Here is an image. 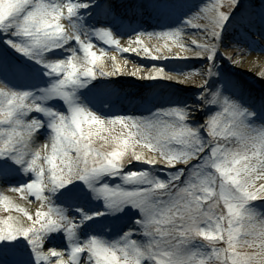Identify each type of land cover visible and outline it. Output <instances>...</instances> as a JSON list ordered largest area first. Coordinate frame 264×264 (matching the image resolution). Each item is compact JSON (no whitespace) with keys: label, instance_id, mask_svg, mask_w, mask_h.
<instances>
[{"label":"snow or ice","instance_id":"obj_1","mask_svg":"<svg viewBox=\"0 0 264 264\" xmlns=\"http://www.w3.org/2000/svg\"><path fill=\"white\" fill-rule=\"evenodd\" d=\"M87 6L73 0H0V31L18 38L6 42L59 77L42 89V95L37 98L29 91L13 90L0 81V125H8L0 127V158H5L0 160V170L6 167L9 158L26 165L24 171L33 172L35 178L12 190L25 197L30 195L39 203L33 214L0 195V205L5 210L11 212L15 208L27 218L24 224L12 215L0 217V241L25 237L36 260L47 264H52L53 258L55 264H144L145 261L147 264H260L264 254V227L260 217L264 213L258 214L249 203L264 199V124H256L250 119L256 116L254 111L219 89L207 96L201 94L202 105L218 106L220 110L203 125L195 126L188 122L193 112L190 106L162 109L152 119L101 118L74 103L75 88L82 86L84 79L114 76L122 71L119 63L112 71H105L102 63L98 65L105 53L103 48L99 53L93 51L87 30L78 32L75 23H69L67 28L61 23L63 17L69 20L79 8ZM238 6L243 8L240 0H230L227 12L220 10L219 2L204 6L201 11L210 13L209 24L201 30L210 43L195 45L200 49L196 57L214 60L226 22ZM193 15L197 17L199 13ZM186 23L191 25L192 20ZM180 31L173 29L159 35L171 39L178 37ZM94 34L121 52L135 53L141 49L131 45L143 44L140 35H136L130 46L123 48L105 27L95 29ZM73 40L79 52L70 48V55L55 61H45L41 55ZM142 51L151 59H160L152 56L147 47ZM187 57L176 53L164 59ZM3 71L0 65V73ZM10 71L18 76L26 74L20 66ZM161 73L162 68L156 69L155 75L150 73L147 78H164ZM261 76L264 78V73ZM50 98H62L70 115L37 102ZM33 112L49 118L50 152L48 144L39 149L30 147L33 133L37 134L44 125L43 120L30 116ZM116 126L120 131L113 134ZM95 137L113 145L111 150L94 147ZM140 145L156 153V157L145 159L136 150ZM41 160L48 167L38 163ZM133 161L162 165L170 170L168 178L150 177L146 170L125 171V166ZM105 175L120 176L123 183L133 187L93 183ZM77 180L84 181L110 209L120 210L125 205L139 209L141 217L137 223L145 239H134L130 230L112 242L92 236L83 243H73L67 253L55 248L45 252L46 233L63 229L71 240L78 227L63 209L51 206L46 192H55ZM88 219L91 216L85 213L80 222ZM245 247L254 251L240 250ZM65 255L68 259L63 258Z\"/></svg>","mask_w":264,"mask_h":264},{"label":"rangeland","instance_id":"obj_2","mask_svg":"<svg viewBox=\"0 0 264 264\" xmlns=\"http://www.w3.org/2000/svg\"><path fill=\"white\" fill-rule=\"evenodd\" d=\"M185 0H145V3L147 6H155L156 10H159L161 12H167L172 13L177 12V8L184 9V12L182 14V21L185 23L188 19L192 20L191 25L188 26H196L199 22H203L205 24H209V20L207 19V16L210 15V13H206L201 11L205 5H211L213 3L219 2L221 5L222 11H229V3L230 0H190L187 2H184ZM198 1V2H196ZM242 0H240V3ZM250 0H246L244 4L249 5V7H252V2H249ZM67 2V0H65ZM83 3V2H78ZM188 8V10H186ZM259 12H264V4L259 7ZM79 8L77 10V13L74 17L69 18V20L65 17L61 19V23L65 26L69 22L75 23L78 27H86L87 29L90 28V31L92 32L91 40L93 41V48H103L105 50L108 49V51H116L117 48L113 45H107L100 41L99 37H96L94 34V27L92 22L86 23L85 19H80V15H78ZM193 10L195 12L199 13V16L194 17V15H189L187 11ZM254 13V10H253ZM252 11H246L243 10L241 14L234 13L229 17V20L226 22L224 31L221 36V48L217 51L216 55L222 57H227L228 63L224 64L225 70L222 71L220 69H212V75L211 77L215 78V84L208 79L206 75V69L201 70V74H199V79L197 82H189V84L195 85L194 88L200 89L199 93L196 97L197 100L201 101L203 103V100L201 98V94L203 93L204 96L209 95L212 91H216L214 86L216 88H220V91L224 94V89H227V86L234 84L235 75L232 74L234 70V65L236 59L240 56L239 54L232 55V50H236L238 52H241L243 49L239 48L238 45L241 44H250V43H259L264 45V39L262 37H259L257 35V27H259L258 22L254 23L251 19ZM104 23H99L98 27H105L108 28V26H104ZM187 25V23L185 24ZM111 31H113L111 28H108ZM251 29V30H248ZM78 32H81L80 30ZM199 34L196 36H192L193 40H196L198 42L206 43L205 38L203 36L204 32L200 31ZM184 37H188V35L184 34ZM18 39L16 37H11L10 34H5L2 31H0V65H3L4 71L0 73V81L5 83L8 87H11L13 90L17 91H29L32 93L33 98H37L42 95L41 90L44 88H47L51 85V83L59 78L56 74L50 73L48 69L45 67L43 63H38L35 59L29 56H25L24 54H21L16 49L12 48L6 41L9 39ZM189 38V37H188ZM210 43V41H207ZM225 42V44H224ZM233 42L235 45H233L232 48L228 46L229 43ZM76 46V47H74ZM62 49V47H60ZM60 48L53 49L47 52L42 53L45 61H55V60H49L46 59L45 55L52 51H59ZM72 48H75L79 52V46L74 40L72 44ZM247 49V48H245ZM66 55L68 56L70 51L66 50ZM82 56V53H80ZM230 57V58H229ZM15 66H20L26 70V74L22 76H18L10 71L11 68ZM207 65H205L206 67ZM228 67V68H227ZM224 72V73H223ZM98 82L99 78H91V79H84L82 86H76L75 88V96L76 98H79L82 94V92L85 91H92L95 93H100L101 96H103L107 102L108 105H114V102L110 99V96L112 95V91L110 89L105 88H99L95 89L93 88V85L91 82ZM206 82L205 85L204 82ZM214 85V86H213ZM227 85V86H226ZM222 89V90H221ZM232 91V86L231 90ZM229 97H231L234 100L239 101L242 103L241 99L234 98L231 94H224ZM74 103H77L76 99H73ZM37 102L42 103L46 107L53 108L56 111H59L61 113H65L67 115H70L68 113V105L64 102L62 98H50L47 100ZM249 109H252V107L243 105ZM206 108H208V111L206 116L203 118L205 121L207 118H209L210 115L214 114L215 111H219L220 109H213V105H205ZM126 108H122L119 114L116 112L114 113V116H133V111L129 112V114L125 113ZM30 116H34L32 118L41 119L44 121L43 127L38 131L37 134H42L45 138V144L49 145V152H50V133L51 130L48 127V117H45L43 113L39 112H33L30 114ZM107 116H104L106 118ZM109 117V118H113ZM133 117H139L141 116H133ZM254 120V122L258 124H264L262 120H260L257 117L251 118ZM203 121V123H204ZM201 124V123H199ZM203 125V124H201ZM0 127H8V125H0ZM120 131L119 126H116V132L113 134H118ZM204 132H207V129H204ZM37 134L33 133V140L30 145L31 148L34 149V143L36 140ZM102 135H108V133H102ZM94 147L100 148L101 150H107L110 151L113 145L105 143L103 140L99 139V137L94 138ZM145 148H143L142 145L137 146L136 150L138 152H143ZM74 155V153H73ZM151 157L155 158L156 154L154 152L151 153ZM5 158H0V160H4ZM162 162V161H159ZM38 163H42L45 167H48L46 161L41 160L38 161ZM59 163V161H57ZM125 163H127V158H125ZM133 162L125 166V171L132 170L133 166L131 165ZM26 165L23 164H16L14 161H12L10 158L7 159L6 167L3 170H0V195L7 196L9 200L14 205H19V207L24 208L30 212H35V209L39 206V203L32 197L28 196L25 197L21 195V193L15 192L12 189L14 187H17L22 184H26L30 182L32 179L35 178V174L31 171H24V168ZM142 170H146L149 173L150 177H158L160 179H167V173L164 172V170H161L160 168H143ZM94 184H100V183H108L112 186H115L116 184H121V186L125 188H131L133 185L131 184H125L123 183V179L120 176H109L105 175L101 178H99L96 181H93ZM71 193L72 195H69ZM46 195L49 199V203L53 207H58L63 209L64 214L68 216L69 218H72L74 222L78 225L76 229V233L74 237L70 240L66 234V232L63 229L52 231L49 233H46L43 237L44 243H46L49 239H59L65 242V246L62 247V252H69L71 249V246L73 243H83L86 240L90 238V235L97 236L100 234L99 238L103 232V229H108L109 224V231L108 234L110 236L107 237L108 242H112L115 240H119L120 237L130 230H132L133 238L143 241L145 238L143 234L140 232V226L137 223L138 219L141 217V213L139 209L134 208L131 205H125L120 210H114L110 209L106 204L102 197H97L93 194L92 190L88 188L87 184L84 181H73L72 183L66 185L64 188L57 189V191H47ZM249 207L255 209L257 213L263 211L264 213V201H251L249 203ZM82 210V211H81ZM87 213L89 216H91V219L83 221L81 223V219L83 218V215ZM94 213H102V215H93ZM8 215H12L15 217L17 221H20L21 223L26 224L27 218L23 216V213L16 211L15 208L11 210V212L5 210L3 205H0V217H5ZM262 219V217H260ZM121 232V234H120ZM106 235V233H105ZM104 239V238H103ZM244 250V249H240ZM45 252H48L49 249L44 248ZM64 259H68V256L65 255L63 257ZM0 264H47V262L40 261L38 262L36 260L34 251L28 241L25 237H18L14 241H0ZM52 264H55V259L53 258ZM144 264H147V261L144 262Z\"/></svg>","mask_w":264,"mask_h":264},{"label":"bare ground","instance_id":"obj_3","mask_svg":"<svg viewBox=\"0 0 264 264\" xmlns=\"http://www.w3.org/2000/svg\"><path fill=\"white\" fill-rule=\"evenodd\" d=\"M73 2H83L88 5L87 7H82L78 13L81 16L80 19H85L86 23H112L111 25L114 27L116 34L114 37L120 41L121 47L128 48L130 46L129 42L134 40L136 35H140L143 41L142 46L131 45L132 47H139L141 49L135 53L121 52L119 49L116 51L103 49L105 54L102 61L97 62L98 65L102 63L105 71H112L116 63L122 66V71L117 72L114 76H100L101 87L105 86L112 91L110 99L114 102V105H108L103 96L92 94L85 95L79 99L82 107L95 112L101 118H104V116H107L106 118L113 117L115 112L127 107L128 111L135 110V115L141 116V118L152 119L153 115L162 109L190 106L189 110L193 109V112L192 117H190L191 120L188 122L195 126L201 121L200 117L207 114L208 109L205 105H202L201 101L196 100L198 91L187 87V85H191L189 82L198 81L201 70L206 68L204 67L205 64L208 66L212 64L214 68H219L220 61L227 60V57L220 59L221 57L219 58L216 55L214 62L209 61L207 57H196V53L200 49L195 47V45L207 44L208 40L204 34L206 43L193 40L192 36H197L198 32L202 31L203 26L207 24L199 22L196 25L199 27L185 25V21H182L183 11L178 8L177 14L161 12L146 5L140 6L138 0H73ZM132 10L134 12L137 11L139 14V17L136 18V23L126 27L114 26L116 24L111 21L113 15H118V20L121 21L128 19ZM189 12L191 15L197 13L193 10H189ZM254 20L260 22L259 27H257V34L264 38V13L255 15ZM68 26L69 24L65 28ZM173 29H181L179 36L176 38L170 39L159 35L161 32H168ZM78 30H81V32L87 30L89 39L91 38L92 33L86 27L82 29L77 27ZM184 34L188 35L189 38L184 37ZM73 42L70 41L69 44L62 46V49L60 48L59 51L47 53L45 55L46 59L56 60L66 58L67 55L64 51L72 48ZM181 44L184 46L183 48L180 47ZM233 45H235L233 42L228 44L230 48ZM168 46H171L170 49ZM238 46L243 50L241 52L232 50L231 54L240 55L234 65H232L239 76H236L234 84L226 85L227 89L225 91L234 98L241 99L245 105L252 106L256 112V116L264 119V96L257 89H260L261 85H264V78L261 76L264 73V45L248 43ZM143 47L149 48L151 55L160 59H151L145 56L142 51ZM100 50L101 48L93 49L97 53ZM176 53H180L181 56H188L187 58H181L182 60H187V62H178L177 60H180V58H175L176 60L172 58L173 61L168 60L169 58L164 59V57L174 56ZM113 56L116 58L115 61L111 59ZM161 68L163 69L161 76L164 78H147L150 73L155 75V70ZM133 72H136L135 76L132 75ZM167 76H172L175 79H168L166 78ZM139 79L143 83L150 82L154 85L148 88H141L133 84L134 80ZM158 86H162L161 89L164 88L165 91L162 90L157 93ZM231 86L232 91H230ZM213 108L217 109L218 106H213ZM164 119L168 118L164 117ZM36 137L34 149H39L45 144V140L43 136L39 135ZM141 153L145 159L152 158V152L148 149H144ZM132 166L142 169L144 167L149 168L151 165L134 161ZM260 213H263V211ZM64 244L61 240L49 239L46 243H43V248H55L57 251L62 252L61 249Z\"/></svg>","mask_w":264,"mask_h":264},{"label":"clouds","instance_id":"obj_4","mask_svg":"<svg viewBox=\"0 0 264 264\" xmlns=\"http://www.w3.org/2000/svg\"><path fill=\"white\" fill-rule=\"evenodd\" d=\"M262 227H264V219H262ZM244 251H254L251 247H245ZM260 264H264V254L261 255Z\"/></svg>","mask_w":264,"mask_h":264}]
</instances>
